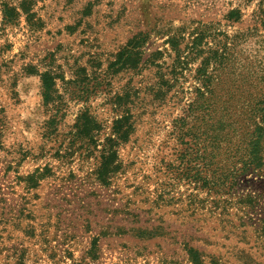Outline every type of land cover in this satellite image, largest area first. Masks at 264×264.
<instances>
[{"label": "rangeland", "instance_id": "1", "mask_svg": "<svg viewBox=\"0 0 264 264\" xmlns=\"http://www.w3.org/2000/svg\"><path fill=\"white\" fill-rule=\"evenodd\" d=\"M249 72L264 0H0V264H264V164L199 189L174 131L201 125L209 175L237 173L240 119L215 120Z\"/></svg>", "mask_w": 264, "mask_h": 264}, {"label": "trees", "instance_id": "2", "mask_svg": "<svg viewBox=\"0 0 264 264\" xmlns=\"http://www.w3.org/2000/svg\"><path fill=\"white\" fill-rule=\"evenodd\" d=\"M231 14L235 15L238 14V12L235 10L231 12ZM213 54L216 55L215 52ZM224 68L225 70L229 69L228 66ZM45 76V74L41 76L43 77L42 95L45 100H48V97L53 91L48 78ZM242 79L244 82L249 81L253 84L260 85L259 88H254V97L250 102H247L244 107L241 105L240 112L235 113L233 108L228 104L231 100H235L234 97H232L233 90L226 93L227 100H224L223 113L220 115L223 119L216 118L215 120V125H221L220 130L222 133L220 134L229 137L230 133L234 131L233 124L237 122L236 119H240L238 131L244 135L242 139L246 138V143L242 142V146L245 152L244 157H247V159L244 161L241 160V165L236 170L237 173H228L222 177H218L217 181L214 177L209 175L210 169L208 168L211 167V157L208 153L204 152L206 150L204 145H202L204 149L199 148V145L201 146L202 143L197 142L196 145L193 143L194 138L197 141L200 140L202 135L206 134V129L201 127V125L199 127L194 126L192 120L188 117H181L178 119V127L174 129L180 144H183V149L180 152L178 160L179 167L182 170V174H187L189 180L199 189L208 186L231 187L236 178L242 177L246 173H251L255 169H260L264 164V86H262L264 85V74L258 76L257 74L253 75V73L249 72L248 76L244 75ZM236 89L238 88L234 90ZM252 94L253 93L249 94V97H251ZM204 108L207 109V107ZM189 109L191 111L195 108L191 109L190 105ZM216 114L215 112L214 115L217 116ZM122 122L123 121L119 120L115 123V135L117 139L120 140L126 139L128 135V131H123L121 127ZM111 155L113 154H107V157ZM113 158L114 157L111 156L109 161L103 163V170L111 166L114 162ZM210 172H212V170H210ZM260 173H262V171H260ZM262 175L264 176V173ZM260 221L264 220L261 219ZM185 251L190 264H218L215 258H210L209 261H206L204 254L197 248L186 247Z\"/></svg>", "mask_w": 264, "mask_h": 264}]
</instances>
